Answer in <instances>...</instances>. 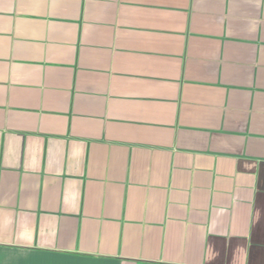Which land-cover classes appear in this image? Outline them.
Returning a JSON list of instances; mask_svg holds the SVG:
<instances>
[{
  "label": "crops",
  "instance_id": "obj_1",
  "mask_svg": "<svg viewBox=\"0 0 264 264\" xmlns=\"http://www.w3.org/2000/svg\"><path fill=\"white\" fill-rule=\"evenodd\" d=\"M0 264H264V0H0Z\"/></svg>",
  "mask_w": 264,
  "mask_h": 264
}]
</instances>
